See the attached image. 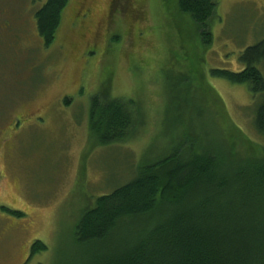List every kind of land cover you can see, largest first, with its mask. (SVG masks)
Listing matches in <instances>:
<instances>
[{
    "label": "rangeland",
    "instance_id": "rangeland-1",
    "mask_svg": "<svg viewBox=\"0 0 264 264\" xmlns=\"http://www.w3.org/2000/svg\"><path fill=\"white\" fill-rule=\"evenodd\" d=\"M46 1L0 0V264H82L83 210L188 141L232 167L264 160L248 85L211 75L241 70L264 39V0H216L211 44L179 0H69L49 46L35 20ZM96 94L138 103L131 138L91 135ZM36 240L47 248L31 254Z\"/></svg>",
    "mask_w": 264,
    "mask_h": 264
},
{
    "label": "trees",
    "instance_id": "trees-1",
    "mask_svg": "<svg viewBox=\"0 0 264 264\" xmlns=\"http://www.w3.org/2000/svg\"><path fill=\"white\" fill-rule=\"evenodd\" d=\"M68 1L47 0L35 11L46 46L56 37ZM216 5V0H179L204 44L213 39L209 21ZM240 60L241 70L213 68L211 75L248 85L254 124L264 138V39L246 47ZM88 116L100 145L131 138L140 124L132 98L93 95ZM75 238L85 248L82 264H264V160L232 167L214 150L198 149L191 141L178 145L97 196L81 213ZM46 248L36 240L31 254Z\"/></svg>",
    "mask_w": 264,
    "mask_h": 264
},
{
    "label": "flooded vegetation",
    "instance_id": "flooded-vegetation-1",
    "mask_svg": "<svg viewBox=\"0 0 264 264\" xmlns=\"http://www.w3.org/2000/svg\"><path fill=\"white\" fill-rule=\"evenodd\" d=\"M88 12H89V11L84 10L80 15H79V14H76V16L79 15L80 19H83L84 17L87 16L86 14H87Z\"/></svg>",
    "mask_w": 264,
    "mask_h": 264
}]
</instances>
